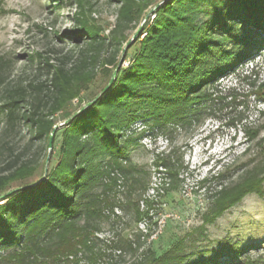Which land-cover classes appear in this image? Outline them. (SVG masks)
<instances>
[{
  "label": "trees",
  "instance_id": "trees-1",
  "mask_svg": "<svg viewBox=\"0 0 264 264\" xmlns=\"http://www.w3.org/2000/svg\"><path fill=\"white\" fill-rule=\"evenodd\" d=\"M117 2V17L107 30L91 17L89 1L77 0L76 27L65 35L72 49L52 57L35 53L31 58L37 76L5 84L0 106L5 131L24 122L40 150L47 144V153L41 159L28 154V144L19 151L11 142L2 144L0 264H69L68 256L75 258L72 264H80L79 253L90 252V261L105 256L94 252L92 238L104 209L112 205L108 192L116 180L111 170L131 174L133 167L121 160L129 157L125 144L137 141L123 140V128L137 119H150L162 128L191 124L205 110L200 105L210 100V86L264 44L258 40L264 32V0H166L152 23H144L145 36L127 47L124 60L133 49L130 64L119 68L94 103L56 129L50 147L60 117L69 119L109 84L130 35L153 4ZM6 64L0 60L1 83ZM99 76L104 83L92 93ZM86 92L91 93L83 96ZM258 144L253 165L212 193L204 223H214L247 193L263 194L264 139ZM164 164L172 187L178 163L171 159ZM106 176L110 182L103 181ZM137 182L133 179V185ZM133 205L140 219L152 203L145 211L138 200ZM140 239L141 234L135 235L129 246L137 251ZM246 248L228 244L188 253L182 239L160 255L150 250L130 264H264L262 256L252 258Z\"/></svg>",
  "mask_w": 264,
  "mask_h": 264
},
{
  "label": "rangeland",
  "instance_id": "rangeland-1",
  "mask_svg": "<svg viewBox=\"0 0 264 264\" xmlns=\"http://www.w3.org/2000/svg\"><path fill=\"white\" fill-rule=\"evenodd\" d=\"M88 1L91 17L108 30L120 4L117 0ZM151 1L146 13L150 24L166 0ZM77 7V0H0V60L8 63L4 66L5 79L0 82V106L6 97V83L28 82L37 76L32 55L39 52L52 57L72 49L71 38L65 35L76 27ZM144 20L130 39L142 25L137 37L145 36ZM258 40L264 42V32ZM132 53L133 49L122 66L130 64ZM103 83L99 76L92 93ZM209 92L210 100L200 105L205 110L191 124L169 123L162 128L150 119H137L123 128V140L137 139L125 144L129 157L121 160L133 168L128 176L118 167L111 170L116 180L113 191L108 192L112 205L104 209L92 238L94 252L102 251L105 256L90 261V252L79 253L80 264H130L150 250L160 255L182 239L188 253L236 244L238 248L247 247L252 258L264 259V192L247 193L214 223H204L212 193L220 185L235 181L258 157V143L264 139V44L220 77ZM66 120L60 117L58 125ZM5 126L0 109V153L2 144L11 142L18 151L28 144L29 155L45 157L47 144L40 150L24 122H18L8 133ZM171 159L178 163L179 173L172 187L164 164ZM133 179L138 181L135 185ZM103 181L110 182L107 176ZM135 200L140 211H145L150 201L149 214L137 219ZM137 234H141V247L135 251L129 239ZM67 258L69 264L75 260Z\"/></svg>",
  "mask_w": 264,
  "mask_h": 264
},
{
  "label": "water",
  "instance_id": "water-1",
  "mask_svg": "<svg viewBox=\"0 0 264 264\" xmlns=\"http://www.w3.org/2000/svg\"><path fill=\"white\" fill-rule=\"evenodd\" d=\"M159 5L160 4H158L155 8H157V7H159ZM148 17H149V14H147L146 15V17H145V20H144V22L148 19ZM143 26V25H142ZM142 26L137 30V32L132 36V38L128 41V43H127V47L132 43V42H134L135 41V39L137 38V36H138V34H139V32H140V30H141V28H142ZM127 47L125 48V50H124V52H123V54H122V56H121V59H120V62H119V64H118V66H117V68L115 69V71H114V73H113V76H112V78H111V80H110V82H109V84L96 96V98L95 99H93L92 101H90V102H88L87 104H85L80 110H78L74 115H72L68 120H66L64 123H61V124H59V125H55L54 126V129H53V131H52V133H51V138H50V147L52 146V144H53V137H54V134H55V132H56V129H58L60 126H62V125H64L65 123H67L70 119H72L77 113H80V112H82L84 109H86L87 107H89L92 103H94L95 102V100H97V98L102 94V93H104L108 88H109V86L111 85V83L113 82V80L116 78V75H117V73H118V70H119V68L122 66V64H123V62H124V59H125V52H126V49H127ZM49 162V159H47V163ZM47 170V169H46ZM4 195H2L1 197H3Z\"/></svg>",
  "mask_w": 264,
  "mask_h": 264
}]
</instances>
